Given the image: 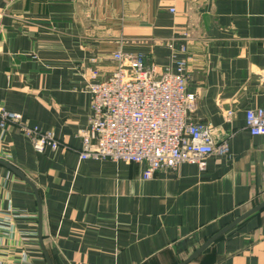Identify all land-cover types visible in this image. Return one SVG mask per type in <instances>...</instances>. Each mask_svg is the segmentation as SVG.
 I'll return each instance as SVG.
<instances>
[{"label":"crops","instance_id":"crops-1","mask_svg":"<svg viewBox=\"0 0 264 264\" xmlns=\"http://www.w3.org/2000/svg\"><path fill=\"white\" fill-rule=\"evenodd\" d=\"M118 50L158 75L185 59L192 121L228 156L149 180L144 166L80 161L90 72L111 75ZM263 72L264 0H0V109L60 145L37 153L19 126L0 129V162L26 178L0 164V264L186 260L264 201V137L245 126L264 106ZM189 264H264V209Z\"/></svg>","mask_w":264,"mask_h":264},{"label":"built area","instance_id":"built-area-1","mask_svg":"<svg viewBox=\"0 0 264 264\" xmlns=\"http://www.w3.org/2000/svg\"><path fill=\"white\" fill-rule=\"evenodd\" d=\"M170 50L174 55L177 52ZM179 52L185 53V49ZM111 60L115 70L106 78L99 80L97 70L90 72V116L79 133L80 161L144 166L142 177L149 180L157 171L174 170L182 164L203 170L208 157L228 156V143H217L210 125L192 121L197 97L186 90L185 59L175 61V72L159 75L147 66L142 54L118 50ZM260 80L264 83V72ZM8 125L19 126L37 153L60 147L53 135L0 109V129ZM245 126L251 137H264V106L245 112Z\"/></svg>","mask_w":264,"mask_h":264},{"label":"water","instance_id":"water-1","mask_svg":"<svg viewBox=\"0 0 264 264\" xmlns=\"http://www.w3.org/2000/svg\"><path fill=\"white\" fill-rule=\"evenodd\" d=\"M1 165L7 167L8 169H10L11 171H13L14 173H16L17 175H19L20 178H22L23 180L26 181V178L20 174L18 171H16L15 169L9 167L6 163H2L0 162ZM28 182V181H27ZM264 191V186L261 189L262 193ZM36 199H37V203L39 205L40 201H39V197H38V193L36 190H34ZM262 209H264V201H262V203H260L259 205H257L256 207H254L253 209H251L250 211L246 212L244 215L240 216L238 219L234 220L231 224H229L227 227L223 228L221 231H219L217 234H215L213 237H211L209 240H207L204 244H202L192 255H190L186 260H184L183 262H181L180 264H189L192 261H194L195 259H197L210 245H212L216 240H218L220 237H222L224 234H226L229 230H231L233 227H235L236 225H238L240 222H242L243 220H245L246 218H248L249 216L253 215L254 213H257L259 211H261ZM40 244L42 247V241L40 240ZM43 249V247H42ZM44 256L45 259L47 261V264H51L49 257L45 254L44 252Z\"/></svg>","mask_w":264,"mask_h":264}]
</instances>
